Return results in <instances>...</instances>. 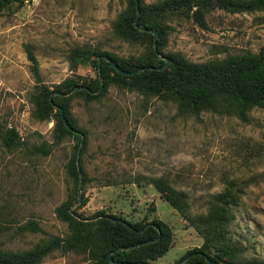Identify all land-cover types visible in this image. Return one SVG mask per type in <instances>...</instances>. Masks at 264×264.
<instances>
[{
    "label": "rangeland",
    "instance_id": "rangeland-1",
    "mask_svg": "<svg viewBox=\"0 0 264 264\" xmlns=\"http://www.w3.org/2000/svg\"><path fill=\"white\" fill-rule=\"evenodd\" d=\"M126 5L127 0H26L0 10V130L15 129L19 136L12 147L0 136L1 249L27 250L50 236L69 235L68 223L55 210L70 201L72 212L85 222L100 211L132 223L161 219L172 237L165 254L150 264H175L203 238L150 183L164 177L186 194L190 216L206 212L212 196L233 193L230 244L245 259L264 263V108L250 110L248 121L234 110L184 114L173 101L111 83L97 99L69 101L82 130L83 152L81 139L73 136L54 143L53 115L34 116L39 84L52 89L66 78L80 84L96 78L93 66L71 60L74 49L137 57L153 47L114 34L113 24ZM193 10L163 19L169 27L163 53L206 63L264 47V10L212 7L205 13L207 28L197 23ZM26 46L38 61L40 82ZM48 144V154L36 151ZM72 158L86 179L78 187L67 173ZM135 177L140 182H132ZM30 222L40 230H32ZM39 264L94 261L86 252L57 249Z\"/></svg>",
    "mask_w": 264,
    "mask_h": 264
},
{
    "label": "trees",
    "instance_id": "trees-1",
    "mask_svg": "<svg viewBox=\"0 0 264 264\" xmlns=\"http://www.w3.org/2000/svg\"><path fill=\"white\" fill-rule=\"evenodd\" d=\"M26 0H0V10L10 3L21 4ZM139 1L140 16L138 23L158 32L157 50L168 57L170 63L162 70L158 67L165 60L158 57L154 50V36L150 32L140 31L134 27L136 16V0H127L126 8L118 15L113 24L114 34L123 40L131 42H148L153 47L142 56L119 57L118 55L100 50L76 48L72 51L71 60L76 64H90L94 67L96 78L87 79L80 84L77 80L66 78L50 89L45 84H39L33 99L34 116L40 120L54 118V143H59L66 136L81 139V135L72 130H78L70 112L69 101L74 96H81L86 101H92L102 95L109 84L120 88H128L144 97H162L177 104L179 112L198 115L201 111L231 112L242 121H248V112L253 108H264V47L257 52H246L230 55L226 58L206 63L188 61L180 53H163L168 33V25L163 19L175 11L193 10L197 23L207 28L205 13L212 7L230 12L264 10V0H161L153 4ZM27 57L31 63V71L37 82H40L38 61L30 46H26ZM106 55L123 71H134L139 67L145 70L131 75L118 73L110 63L102 60L100 64L103 86L100 92L93 91L99 87L98 57ZM149 66L153 68H148ZM84 88L66 95L73 88ZM54 94L51 99L50 95ZM61 111L71 130L65 125ZM0 136L7 147L17 144L18 133L15 129L0 130ZM80 143V141H79ZM78 143V145H79ZM77 145V147H78ZM51 144L36 151L48 154ZM84 146L81 148L83 152ZM81 170V169H80ZM67 173L78 187L85 181L80 177L75 158L67 164ZM84 175V173H83ZM161 198L166 200L183 218H185L203 238L200 247L187 251L184 256L189 258L183 264H210L206 258L215 264H262L260 261L247 260L241 256V250L230 244L229 225L234 218L231 203L237 200L233 193H220L212 196L206 212L190 216L186 194L174 188L164 177L151 178ZM132 182H140L135 177ZM81 204H84L82 200ZM71 203L66 201L59 205L55 212L57 217L68 223L70 234L66 237L50 236L44 242L27 250H3L0 247V264H39L44 257L57 249L63 251L86 252L94 264H124L144 262L150 264L165 254L172 237L170 227L161 219L154 218L149 222H130L122 217L98 212L90 221H83L70 211ZM122 219L132 227L130 229ZM148 225L145 228V225ZM32 230H40L36 223L30 222ZM143 229V231H141ZM158 237V239H155ZM152 240L143 245L138 243ZM121 246H133L126 250H116ZM112 251L110 262L108 253ZM179 259V260H180ZM176 261L175 264L178 263ZM264 264V263H263Z\"/></svg>",
    "mask_w": 264,
    "mask_h": 264
},
{
    "label": "water",
    "instance_id": "water-1",
    "mask_svg": "<svg viewBox=\"0 0 264 264\" xmlns=\"http://www.w3.org/2000/svg\"><path fill=\"white\" fill-rule=\"evenodd\" d=\"M139 16H140L139 1L136 0V16H135V18H134V22H133L134 27L137 28V29H139L140 31L150 32V33L153 34V36H154V39H153V41H154V50H155V52H156V54L158 55L159 58L165 60V63H164L162 66L158 67V70H162V69H164L165 67H167V66L169 65L170 60H169L168 57L164 56L163 54H160V53L158 52V50H157V46H156L157 39H158V32H157V30H156V29H149V28H147V27H145V26H143V25H140V24L138 23ZM103 59L106 60V61H108V62L110 63V66L113 67L118 73H121V74H126V75L136 74V73H139V72L145 70V68H146V67H139L138 69H136V70H134V71H123V70H121V69L117 66L116 63H114L113 61H111V59H110L108 56H106V55L100 56V57H98V60H97L98 71H99V77H100V84H99L98 89L95 90V91H93L94 94L98 93V92L101 90L102 86H103L102 79H101V72H100V64H101V61H102ZM148 68L151 69V68H153V67L149 66ZM82 88H84V87H82V86L75 87V88H73L69 93H72V92H74V91H76V90H79V89H82ZM54 94H57V92H53V93H51V95H50V99H51V97H52ZM67 94H68V93H67ZM61 115H62L63 122H64L65 125L68 127V129L71 130L72 128H71V127L68 125V123L66 122V119H65V117H64L62 111H61ZM72 131H74L75 133H78V134L81 135V142H80V148H81V146H82V144H83V135H82L81 132H79L78 130H72ZM77 165H78V159H77ZM78 171H79V173H80V177H81V170H80L79 166H78ZM79 187H80V185H79ZM70 211H71V213L73 214V212H72L71 209H70ZM115 220L118 221V222H122L123 224L127 225L130 229H132V227H131L130 225H128L127 222H125L124 220H122V219H115ZM148 225H150V224L145 225V228H146ZM141 231H143V229H141ZM155 239H158V237H156ZM151 241H152V240L143 241V242L138 243V245L140 246V245H143V244H147V243H149V242H151ZM132 247H133V246H121V247H118L116 250H126V249H130V248H132ZM111 254H112V251L109 252L107 256H108V258L110 259V262H113L112 259L110 258V257H111ZM188 258H189V255L184 256L182 259H180V260L178 261L177 264H183ZM206 260H207L210 264H215L214 262H212V261L209 260L208 258H206ZM124 264H130V263H124ZM133 264H147V263H144V262H138V263H133Z\"/></svg>",
    "mask_w": 264,
    "mask_h": 264
}]
</instances>
